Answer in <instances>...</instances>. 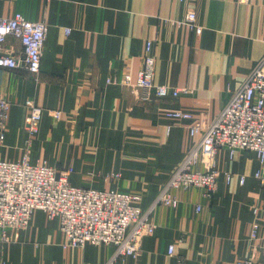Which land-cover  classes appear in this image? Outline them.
Returning a JSON list of instances; mask_svg holds the SVG:
<instances>
[{
  "label": "crops",
  "instance_id": "1",
  "mask_svg": "<svg viewBox=\"0 0 264 264\" xmlns=\"http://www.w3.org/2000/svg\"><path fill=\"white\" fill-rule=\"evenodd\" d=\"M189 9L199 34L177 24ZM15 13L45 23L48 32L36 76L0 68V100L9 104L0 158L70 168L71 186L138 196L142 210L193 148L188 127L210 123L264 59V0H0V18ZM147 41L156 59L154 84L187 93L142 100L133 84ZM5 45L20 52L12 38ZM26 101L43 109L28 141ZM175 111L191 120L167 117ZM216 168L210 198L198 188L172 191L179 204L154 209L155 228L142 239L140 255L114 264H264V181L254 176L260 163L254 153L231 157L220 149ZM10 235L14 240L0 242V264H107L115 250L65 246L58 221L41 211Z\"/></svg>",
  "mask_w": 264,
  "mask_h": 264
},
{
  "label": "built area",
  "instance_id": "2",
  "mask_svg": "<svg viewBox=\"0 0 264 264\" xmlns=\"http://www.w3.org/2000/svg\"><path fill=\"white\" fill-rule=\"evenodd\" d=\"M239 2L249 3L250 0ZM177 24H184L197 34L202 31L193 9H189L184 21ZM47 32L45 23L27 20L20 13L0 18V68L24 70L36 76ZM69 32L65 29L66 34ZM8 38L18 41L20 52L6 48ZM152 48V41H147L143 65L133 84L144 92L142 100H147L149 95L164 99L187 93L186 89L172 90L154 84L156 59ZM124 82L130 83V78L125 77ZM25 106L29 109L25 126L28 141L38 131L43 109L31 101H26ZM8 107V102L0 100V145L4 140ZM46 113L54 119L61 116L55 110H47ZM167 117L191 120V115L182 111L167 113ZM188 130L190 136L196 139L193 148L174 168L145 210L136 205L140 200L138 196L71 186L70 168L59 171L47 165L31 164L26 156L17 162L0 158V242L14 240L10 233L26 229L33 213L41 211L50 220L58 221L65 246H113L115 250L107 264H114L119 258L135 259L140 255L142 239L150 236L155 228L150 221L154 209L158 206H178L179 201L172 191L198 188L206 198L214 194L219 175L216 154L220 149L227 150L231 157L239 151L254 153L261 165L254 176L264 181V59L210 123L196 122ZM199 165H202V170L195 169ZM224 178L230 182L233 176L226 173ZM244 181V177L239 178L240 184ZM195 211L199 212L200 207H195ZM254 235L255 232L252 237ZM172 252L171 246L169 254ZM262 253L264 256V248ZM235 264L254 263L252 259H244Z\"/></svg>",
  "mask_w": 264,
  "mask_h": 264
}]
</instances>
